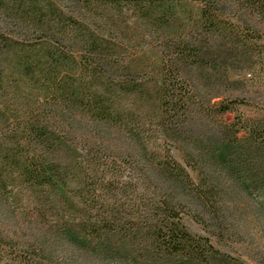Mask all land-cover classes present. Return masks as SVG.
Segmentation results:
<instances>
[{"label":"trees","instance_id":"obj_1","mask_svg":"<svg viewBox=\"0 0 264 264\" xmlns=\"http://www.w3.org/2000/svg\"><path fill=\"white\" fill-rule=\"evenodd\" d=\"M192 6L196 15L154 81L153 117L165 137L188 134L199 112L214 119L245 102L203 107L191 73L209 56L206 46L232 37L227 10L264 11V0H0V219L10 213L15 224L0 226V242L23 245L7 261L0 248V264H246L190 225L206 230L208 212L225 223L219 183H196L119 107L123 93L149 88L102 79L115 55L97 23L128 11L169 28ZM201 30L205 42L194 38ZM76 46L80 60L66 50ZM77 63L91 74L75 73ZM238 119L203 151L205 162L238 185L264 188V119ZM122 132L125 146L108 137Z\"/></svg>","mask_w":264,"mask_h":264},{"label":"rangeland","instance_id":"obj_2","mask_svg":"<svg viewBox=\"0 0 264 264\" xmlns=\"http://www.w3.org/2000/svg\"><path fill=\"white\" fill-rule=\"evenodd\" d=\"M195 15L196 8L193 6L187 11L182 9L178 15L180 20L176 19L169 28L146 20L141 13L128 11L117 15L110 25L97 23V35L110 42L115 55V60H110L113 63L106 62L102 79H111L114 86L124 84L127 80L149 88L146 93H123L117 98L119 107L129 109L133 113V125L147 131L145 138L148 141L161 143L162 149L170 150L188 169L196 183L207 180L209 183H219L223 189L217 206L221 211L220 218L225 223L217 225L214 215L208 212L204 222L206 230L190 222L192 228L210 235L218 248L239 257L246 264H264V188L261 183L238 185L215 171L213 166L207 165L205 161L208 156L203 154V151L216 147L222 128L237 123L240 116L253 121L264 119V11H252L241 6L228 9L225 16L233 22L232 37L206 46L204 51L209 56L191 73L200 95L204 96L203 107H212L213 103L220 100L244 99L245 102L235 104L234 111L214 119L205 112H199L195 116L197 121L193 129L188 128V134L178 136L165 137L160 134L157 128L159 122L153 117V107H158L155 104L154 81L159 74V65L162 60L169 59L176 34L181 33ZM181 18L184 19L182 23ZM205 31H195L194 38L205 42ZM66 50H70V54L79 60L84 53L81 46L68 47ZM94 57L96 60L101 58L98 54ZM116 63L118 69L113 67ZM77 65L79 69L75 73H81V76L91 74L90 70L85 71L82 63ZM83 72L87 73L84 75ZM189 107L202 106L191 103ZM125 134L110 133L108 137L125 146ZM19 208L23 212L26 207L20 204ZM188 208L186 206V211ZM9 214L4 213L0 219L3 232L9 225L15 228V224L11 223L13 221L8 220ZM22 246L10 247L0 242V248L5 251L2 261L12 258L11 251L21 253Z\"/></svg>","mask_w":264,"mask_h":264}]
</instances>
